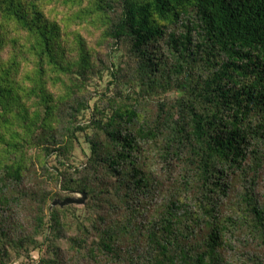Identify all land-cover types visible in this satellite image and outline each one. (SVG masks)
Segmentation results:
<instances>
[{"label":"trees","instance_id":"16d2710c","mask_svg":"<svg viewBox=\"0 0 264 264\" xmlns=\"http://www.w3.org/2000/svg\"><path fill=\"white\" fill-rule=\"evenodd\" d=\"M34 150L84 216L22 189ZM263 168L264 0H0V212L35 199L40 264H240Z\"/></svg>","mask_w":264,"mask_h":264},{"label":"rangeland","instance_id":"374dc122","mask_svg":"<svg viewBox=\"0 0 264 264\" xmlns=\"http://www.w3.org/2000/svg\"><path fill=\"white\" fill-rule=\"evenodd\" d=\"M107 77H105V81L102 83V86L105 88L107 84ZM101 87V90H104V88ZM88 117V115H87ZM83 121L86 122L87 119L83 118ZM33 164L34 165V170H36L30 177L29 181L26 182V188H22L23 190L28 191L29 189H35L39 190L41 188L44 190H52L53 192V197L59 193V187L56 185L55 180H51L47 175L43 174V169H42V163L39 161L38 158V153L36 150L33 152ZM86 154H89V150H86ZM74 155L78 159V163L80 162H85V156L83 155L81 148L78 147L74 153ZM49 168L53 169V167L57 166L55 161L53 159H49ZM156 170L157 167L155 166ZM261 175V181H259L260 185L257 188V192L260 194V201L264 203V168L260 172ZM75 192H81V191H67L63 192V195H68V197L65 196L63 199L55 198V200H64L69 197H79L81 198L82 196L79 194H76ZM19 200L16 201L11 207L5 211V212H0V229H3L6 233H8L9 237L15 241L22 240L24 239L25 242L23 244V247H19L15 250H11L10 247H8L10 251V256L9 257H2L0 256V264H40V260L43 255L45 254V246H43V242L46 238V234H37L35 232V226H36V220L35 216L38 212L37 209V202L35 199L27 198L24 195L19 196ZM89 197L87 195V200L86 204H88ZM76 207L75 213L78 216H84L86 214L85 209L82 207ZM54 208L52 203L49 205V207L45 208L46 213L48 214L50 211H52ZM148 213L146 214V211L143 212V215L140 214V217L142 220H145L147 218ZM32 238L35 243H29L26 238ZM240 240H243L241 238H238ZM234 245L240 247V251H228V255L233 258L234 260L239 261L240 264H245V261L239 260L241 258L240 254L242 253H249L251 255L255 253L259 254L260 256L264 257V247H259L253 243L249 245V247L245 248L242 246L241 243L235 242ZM39 246V248H37ZM42 247V249H40ZM63 249H66L67 246L62 245ZM2 254V252L0 253ZM245 260V259H244ZM3 262V263H1Z\"/></svg>","mask_w":264,"mask_h":264},{"label":"water","instance_id":"95a60500","mask_svg":"<svg viewBox=\"0 0 264 264\" xmlns=\"http://www.w3.org/2000/svg\"><path fill=\"white\" fill-rule=\"evenodd\" d=\"M76 194H80L82 197H69L63 201L61 200H55L52 204L53 207H67V206H71V205H85L86 204V200H87V195L83 192H75Z\"/></svg>","mask_w":264,"mask_h":264}]
</instances>
